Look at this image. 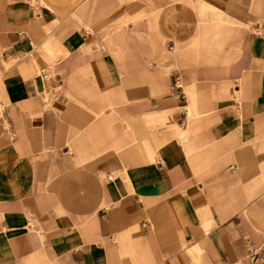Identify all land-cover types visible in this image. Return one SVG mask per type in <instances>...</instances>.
<instances>
[{
    "label": "crops",
    "instance_id": "0c3cea01",
    "mask_svg": "<svg viewBox=\"0 0 264 264\" xmlns=\"http://www.w3.org/2000/svg\"><path fill=\"white\" fill-rule=\"evenodd\" d=\"M0 105V264H264V0H0Z\"/></svg>",
    "mask_w": 264,
    "mask_h": 264
},
{
    "label": "rangeland",
    "instance_id": "374dc122",
    "mask_svg": "<svg viewBox=\"0 0 264 264\" xmlns=\"http://www.w3.org/2000/svg\"><path fill=\"white\" fill-rule=\"evenodd\" d=\"M34 1H36V0H34ZM71 18L74 19V12L72 13ZM216 49H218V48H216ZM175 50H177V48H176ZM214 53H215V52H214ZM216 53H217V52H216ZM192 65H197V64H192ZM190 96H192L194 99H195V98H198L197 95H189V94H187L186 97H187L188 100L190 99ZM183 99H184V98H181V100H183ZM0 108H1V105H0Z\"/></svg>",
    "mask_w": 264,
    "mask_h": 264
},
{
    "label": "built area",
    "instance_id": "2783aa9c",
    "mask_svg": "<svg viewBox=\"0 0 264 264\" xmlns=\"http://www.w3.org/2000/svg\"><path fill=\"white\" fill-rule=\"evenodd\" d=\"M178 76H175V78H174V83H177L178 82Z\"/></svg>",
    "mask_w": 264,
    "mask_h": 264
}]
</instances>
